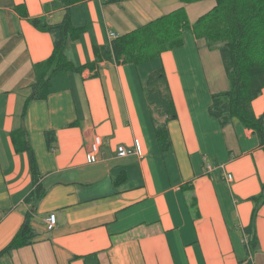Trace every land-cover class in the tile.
<instances>
[{
    "label": "crops",
    "instance_id": "1",
    "mask_svg": "<svg viewBox=\"0 0 264 264\" xmlns=\"http://www.w3.org/2000/svg\"><path fill=\"white\" fill-rule=\"evenodd\" d=\"M52 1L0 0V251L29 208V155L18 151L12 139L22 127L47 190L32 221L38 236L1 256L0 264H85L81 257L90 254L98 255L99 264L246 260L243 230L251 223V198L264 182V149L252 130L238 122L223 127L209 113L212 94L227 91L228 83L219 51L199 39L192 25L215 0H88L75 5L73 25L87 31L69 43L66 54L78 67L94 60L93 46L111 45V33L123 36L180 8L190 26L182 34L183 44L158 60L139 66L102 62L97 77L89 70L68 72L62 87L27 105L34 67L51 56L54 43L17 7L31 18L45 16L58 23L63 9L44 10ZM161 66L178 113L168 124L171 152L160 151L142 89ZM253 110L264 116V89ZM46 132L55 134L51 150ZM96 135L104 143L98 161L89 163ZM136 141L140 156L117 155L118 146L133 147ZM51 214L56 226L48 231ZM256 232L259 247L251 259L264 264V206Z\"/></svg>",
    "mask_w": 264,
    "mask_h": 264
},
{
    "label": "trees",
    "instance_id": "2",
    "mask_svg": "<svg viewBox=\"0 0 264 264\" xmlns=\"http://www.w3.org/2000/svg\"><path fill=\"white\" fill-rule=\"evenodd\" d=\"M87 1L55 0L46 4L44 10L63 9V18L58 23L48 22L45 16L31 18L21 7H17L36 29L50 33L54 43L51 56L34 67L36 79L27 105L32 100H45L56 88L62 87L66 83L64 75L68 72L83 73L89 70L92 76L97 77L102 62L139 66L158 60L163 52L183 44L182 34L190 26L186 10L180 8L128 34L118 36L109 46H93L94 60L78 67L69 60L66 50L69 43L78 41L87 31L86 26L75 27L72 22V7ZM105 1L114 3L118 0ZM180 1L188 4L203 0ZM192 26L195 35L204 39L210 49L218 48L230 84L228 91L212 94L210 115L223 127L238 122L252 130L264 149V116H257L253 110L254 100L264 89V0H215V6ZM56 80L59 81L57 84ZM142 89L160 151L171 152L173 142L168 124L178 118V113L164 67L152 71ZM45 137L51 150L56 140L55 134L46 132ZM12 139L18 151H26L29 155L32 189L25 197L29 208L24 212V222L12 241L0 251V257L32 244L38 236L32 224L33 216L47 195L25 128L12 133ZM120 182L119 179L115 181L116 184ZM251 200L254 202L251 223L243 230L248 238V258L240 261V264H253L252 254L259 247L256 219L260 208L264 206V182L261 192ZM81 258L85 264H99L97 254Z\"/></svg>",
    "mask_w": 264,
    "mask_h": 264
},
{
    "label": "built area",
    "instance_id": "3",
    "mask_svg": "<svg viewBox=\"0 0 264 264\" xmlns=\"http://www.w3.org/2000/svg\"><path fill=\"white\" fill-rule=\"evenodd\" d=\"M110 37L112 39H115L118 37L117 34L115 33H111ZM104 140L101 136L96 135L93 139V142L91 144L90 147V151L88 153L87 156V160L89 163H95L98 161V154L100 153V148L103 145ZM142 151H141V147H140V143L139 142H135V145L133 147H126L124 145H120L117 148V155L119 157H128V156H133V155H141ZM206 170L212 171V167L209 163H206ZM226 180L227 181H231L232 180V175H227L226 176ZM47 230L51 231L54 229V227L56 226V215L55 214H51L50 217L47 219ZM243 242L245 245L248 244V238L246 236V234H243Z\"/></svg>",
    "mask_w": 264,
    "mask_h": 264
},
{
    "label": "rangeland",
    "instance_id": "4",
    "mask_svg": "<svg viewBox=\"0 0 264 264\" xmlns=\"http://www.w3.org/2000/svg\"><path fill=\"white\" fill-rule=\"evenodd\" d=\"M213 50H217V51H219L218 50V48H214V49H212V51ZM218 53H220V52H218ZM221 56V55H220ZM223 64V63H222ZM224 77H225V81L228 83V88L226 89L227 91L229 90V88H230V84H229V81H228V79H227V76H225V74H224ZM160 120H162V119H160ZM91 147V146H90Z\"/></svg>",
    "mask_w": 264,
    "mask_h": 264
}]
</instances>
